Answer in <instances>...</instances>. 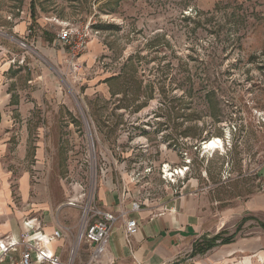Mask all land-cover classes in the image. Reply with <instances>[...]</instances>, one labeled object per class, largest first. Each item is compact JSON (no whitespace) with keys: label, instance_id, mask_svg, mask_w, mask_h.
I'll return each instance as SVG.
<instances>
[{"label":"rangeland","instance_id":"1","mask_svg":"<svg viewBox=\"0 0 264 264\" xmlns=\"http://www.w3.org/2000/svg\"><path fill=\"white\" fill-rule=\"evenodd\" d=\"M66 25L89 32L75 58L56 41ZM0 46L12 188L28 170L51 198L80 206L79 230L106 183L158 211L189 196L200 217L222 226L195 243L220 240L172 264H215L221 239L264 229V215L245 208L264 195V0H0ZM17 86L34 90L21 97L34 110L14 111ZM21 135L26 155L17 160ZM214 137L223 147L203 148Z\"/></svg>","mask_w":264,"mask_h":264},{"label":"crops","instance_id":"2","mask_svg":"<svg viewBox=\"0 0 264 264\" xmlns=\"http://www.w3.org/2000/svg\"><path fill=\"white\" fill-rule=\"evenodd\" d=\"M21 29L22 27L19 26L18 30ZM54 41L55 39L52 43ZM45 51L59 58L63 54L60 49L53 52V49L48 48ZM3 57L5 56L0 53V71L2 72H0V105L5 106L9 100L3 74L9 68V59ZM18 58L14 57V60ZM16 62L19 63V59ZM11 92L18 97L13 105L15 112L24 114L31 109L34 110L31 101H23L21 98L25 93L35 95L34 90H23L17 86ZM22 123L25 121L23 120ZM3 124L6 122L0 119V127ZM20 126L24 125L20 124ZM27 139L28 135L16 137L18 145L11 150V154L14 151L17 154V160L20 155L22 157L26 155L23 143L27 142ZM9 144L8 135L0 132V238L5 236L19 238L26 229L24 222L29 219H32L36 230L46 235L51 236L58 230L60 236L42 246L56 255L60 264H172L186 253L196 240L202 236L217 233L222 227L218 226L220 222L217 220L200 217L196 212L193 199L184 194L176 197L162 211H158L160 208L154 204H146L140 210L132 211L131 202L125 195L106 183L98 188L96 204L102 210L113 212L117 220L104 249L97 260L91 261L93 246L81 242L75 249L72 262H68L79 230L80 206H71L66 201H56L51 198L49 185L41 186L32 183L30 172L25 169L13 181L12 188L13 170L7 163L8 154H10ZM245 208L252 212V218H258L260 215L262 217L264 195L260 194L252 198ZM127 218H134L139 227L138 232L129 239V242L125 237ZM220 246H225V249L216 255L218 259L215 264H221L225 257L232 260L241 254L246 256L245 264H264V229L250 238H236ZM14 255L19 258V251ZM228 264H233V261Z\"/></svg>","mask_w":264,"mask_h":264},{"label":"built area","instance_id":"3","mask_svg":"<svg viewBox=\"0 0 264 264\" xmlns=\"http://www.w3.org/2000/svg\"><path fill=\"white\" fill-rule=\"evenodd\" d=\"M27 33H31V30L28 29ZM88 37L89 32L87 29L66 25L57 33V42L66 46L69 56L75 58L84 52ZM15 41L23 47L33 46V43H30L31 46L28 45L24 37H20ZM0 51H4L1 46ZM23 58H21V61H23ZM68 204L76 205L73 201L68 202ZM140 208L141 204L139 202H131L132 211H138ZM116 220L117 216L113 212L102 210L96 204H89L88 207L83 208L82 225L77 235V241L79 243L86 242L93 246L90 256L91 261L99 258ZM24 226L26 229L20 234L19 238L15 239L9 236L0 238V264L42 262L60 264L59 258L42 246V244L49 243L54 238L59 237L60 232L56 230L51 236L46 235L34 228L32 219L26 220ZM138 229L137 221L134 218L126 219L125 237L128 242L138 232ZM18 248L20 249L18 250ZM17 251H19V258L14 255Z\"/></svg>","mask_w":264,"mask_h":264},{"label":"trees","instance_id":"4","mask_svg":"<svg viewBox=\"0 0 264 264\" xmlns=\"http://www.w3.org/2000/svg\"><path fill=\"white\" fill-rule=\"evenodd\" d=\"M217 240H220L219 234H216L215 236H213L211 240H207L205 238L204 241L207 242L206 245H204V244L203 245L196 244L197 242L194 243V245H193V253L195 254V253H204V252H206L210 247H212L214 245V243ZM232 241L233 240H232V235H231L229 237L221 239V241L219 243L220 244H226V243H230Z\"/></svg>","mask_w":264,"mask_h":264},{"label":"bare ground","instance_id":"5","mask_svg":"<svg viewBox=\"0 0 264 264\" xmlns=\"http://www.w3.org/2000/svg\"><path fill=\"white\" fill-rule=\"evenodd\" d=\"M223 144H222V140L218 137H214L213 139H208L203 143V148L205 149H211V150H215L218 148H222ZM183 168H181L180 170L177 169V173H184Z\"/></svg>","mask_w":264,"mask_h":264}]
</instances>
